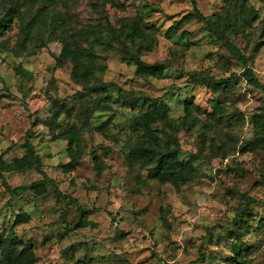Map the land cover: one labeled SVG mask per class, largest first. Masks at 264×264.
I'll return each instance as SVG.
<instances>
[{
	"label": "rangeland",
	"instance_id": "rangeland-1",
	"mask_svg": "<svg viewBox=\"0 0 264 264\" xmlns=\"http://www.w3.org/2000/svg\"><path fill=\"white\" fill-rule=\"evenodd\" d=\"M194 6L264 84V0H0V264H264V90ZM98 81L165 113L139 125Z\"/></svg>",
	"mask_w": 264,
	"mask_h": 264
},
{
	"label": "trees",
	"instance_id": "trees-1",
	"mask_svg": "<svg viewBox=\"0 0 264 264\" xmlns=\"http://www.w3.org/2000/svg\"><path fill=\"white\" fill-rule=\"evenodd\" d=\"M194 3V0H191ZM13 10L15 9L14 7ZM12 10V9H10ZM193 12L195 14V16L202 20L205 25L207 26V28L213 32L216 33L218 36H220L225 44V46L228 48V50L233 53L237 59L242 63L243 65V70H242V75L247 79V81L249 83H251L252 85H254L255 87L261 88L262 90H264V84L261 83L256 76L254 75V72L252 70V68L247 64V57L238 49V47L236 45H234L232 43V41L228 38V36L223 33L222 31L218 30L215 21L212 20L211 16H206L203 15L195 6L193 9ZM12 13H6L3 17L0 18V30L3 29L4 27L7 26L8 22L11 20L12 18ZM39 21V17L36 18L35 15L33 17H31L30 19V23H36ZM126 58H129L126 56ZM133 60L137 63V67L142 69L144 68L146 65L144 64V62H142L140 59H136L133 58ZM193 79L195 82H200L202 84L207 83V84H213V85H220L221 83H226L227 80H222V79H216L215 77H211V76H205L204 78L202 77H198L199 73H193L192 74ZM111 85L113 87V90L115 91V95H113V93H111L110 91L107 90V87ZM83 90L87 93V94H91L93 92H100L103 96L107 97V98H111L114 96V98H117L118 100H120L121 102H123L124 104H130V105H134V104H139V105H143L144 107L141 109L140 114L141 116L138 119H135V122L139 125H143V126H147L149 121H151L154 118L155 113H165V108L163 107V104H160L159 102V98L160 97H150L144 93H134L133 91L130 92H126L123 91L121 89V87H119L118 85H115L114 83L111 82H104V81H98V82H94L92 84H86L83 87ZM150 107H153V110H151ZM105 121H102L99 124V128L105 126ZM74 137V135H73ZM26 145L29 149H32V144L28 141V138H26ZM180 152V151H179ZM179 152H175L176 153V161L177 163L180 165V167L182 168L184 165H186L185 161H183L181 158H179ZM157 155V151L155 149V147L152 146H148L145 145L142 142H137L135 143L132 148L130 149V155H129V163H134V160H137V158L139 159L140 157H145L148 156L147 158H149L150 160H152V158H155L158 166L155 169H151V175L152 176H158L159 178L164 179L166 176V172H172L174 169H164L163 171L160 168V164L162 162V157H155ZM151 156V157H149ZM36 161L37 164H40V161L38 159V157H36ZM146 161V160H145ZM147 162V161H146ZM184 176V175H183ZM48 182L52 183V180L48 177H43L41 179H37L35 181H32L29 184H20V185H16V186H7L6 187V191L9 193L10 196L12 197H16L18 195H20L22 192L27 191L29 189H32L35 193H40V192H44L46 189V184ZM72 199V198H71ZM237 220H239L241 218L240 214L237 215ZM235 224H237L238 222L235 221ZM7 254H12L13 253V249L12 247L8 246L6 248ZM202 258V254L200 253L199 257L196 259L197 261L201 260Z\"/></svg>",
	"mask_w": 264,
	"mask_h": 264
}]
</instances>
